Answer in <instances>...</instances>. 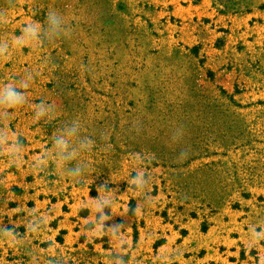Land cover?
Masks as SVG:
<instances>
[{"label":"rangeland","instance_id":"374dc122","mask_svg":"<svg viewBox=\"0 0 264 264\" xmlns=\"http://www.w3.org/2000/svg\"><path fill=\"white\" fill-rule=\"evenodd\" d=\"M0 264H264V0H0Z\"/></svg>","mask_w":264,"mask_h":264}]
</instances>
